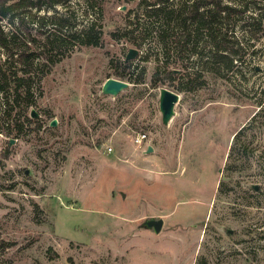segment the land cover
<instances>
[{"label":"rangeland","instance_id":"rangeland-1","mask_svg":"<svg viewBox=\"0 0 264 264\" xmlns=\"http://www.w3.org/2000/svg\"><path fill=\"white\" fill-rule=\"evenodd\" d=\"M141 1L71 0L18 9L24 28L0 21L41 76L30 122L23 100L5 101L12 80L0 94V264H264V0H217L227 10L206 29L188 24L186 44L187 0H169L165 22ZM60 16L72 27L51 45ZM88 27L96 46L78 36ZM47 49L62 57L50 72ZM15 59L0 49V70L22 75ZM128 63V86L104 93ZM163 88L179 96L167 123Z\"/></svg>","mask_w":264,"mask_h":264},{"label":"trees","instance_id":"trees-1","mask_svg":"<svg viewBox=\"0 0 264 264\" xmlns=\"http://www.w3.org/2000/svg\"><path fill=\"white\" fill-rule=\"evenodd\" d=\"M71 0H0V21L12 18L10 20L11 26H15V28L19 29L20 27H25V19L22 15L17 14V10H25L28 14L31 11L40 12L45 10H54L57 6L66 5ZM169 0H142L141 4L146 8H149L146 14L148 15H156L159 20L162 22L166 21L165 13V5ZM212 7L211 9H204ZM227 10L226 6H221L219 1L217 0H187L186 9L184 13L179 14L177 18V25L184 33L183 42L186 44L190 41V33L188 31V24L194 25L197 31L201 29H206L210 23L214 20L215 17L221 16V14ZM15 15V16H14ZM35 17V16H34ZM209 18V19H208ZM16 19V20H15ZM208 19V20H207ZM43 19H41L42 21ZM54 29L53 32L46 36L47 41L51 40L49 44L53 45L56 43H63V37L61 35L64 29H67L70 25V19L68 17H54L51 21H49ZM40 26V24H39ZM41 28V27H40ZM91 27L86 30H83L78 36L82 38V44L87 46H96L98 36L92 35L90 33ZM28 39L26 43H34V39L31 37L30 32L28 31ZM58 33V34H57ZM71 38H76L75 33L70 36ZM17 39V32L11 31L9 33H5L0 26V49L5 53L6 58H14L13 62L23 65V73L18 76L16 72L1 71L0 70V94H6L7 85L12 80L13 88L12 95H6V99L10 100L12 104H18L23 100L26 107L25 119L30 122L31 121V112H28V104L32 98V86L35 83V80H41V76H37L35 72L32 70L33 60L37 56L34 53H27L26 47H13L15 45V40ZM179 43V42H178ZM161 44L166 45L165 40L161 39ZM24 45V44H23ZM25 46V45H24ZM20 48V49H19ZM223 49V48H222ZM221 50V49H220ZM45 58L44 67H47V71L50 72L52 66H55L62 60V57H58L57 55H52L51 50L47 49L39 54ZM12 65V63H11ZM10 67V65H8ZM130 67V63L126 65V68L122 74L116 75V78L121 81L128 80L127 71ZM173 72L167 73V78H171ZM153 83L154 86H157L159 83V72L155 71L153 74ZM195 81L197 78L194 79ZM193 81L187 82L188 87H186L187 91L192 90ZM236 136V135H235Z\"/></svg>","mask_w":264,"mask_h":264},{"label":"water","instance_id":"water-1","mask_svg":"<svg viewBox=\"0 0 264 264\" xmlns=\"http://www.w3.org/2000/svg\"><path fill=\"white\" fill-rule=\"evenodd\" d=\"M138 54V51L135 49H130L126 55V61L133 60ZM127 83L117 79H107L103 84V92L109 95H116L121 90L127 87ZM179 99L178 94L173 93L167 89H161L159 97V111L161 113L163 123H167L172 115L174 114V106ZM35 114L32 112L31 117H34ZM54 125V123H52ZM161 220H150L146 223L148 228H152L155 233H158L162 228Z\"/></svg>","mask_w":264,"mask_h":264},{"label":"built area","instance_id":"built-area-1","mask_svg":"<svg viewBox=\"0 0 264 264\" xmlns=\"http://www.w3.org/2000/svg\"><path fill=\"white\" fill-rule=\"evenodd\" d=\"M145 139H146V135L145 134H137L134 137L133 142L136 145H140ZM107 151L111 153L112 152V148L108 147Z\"/></svg>","mask_w":264,"mask_h":264}]
</instances>
